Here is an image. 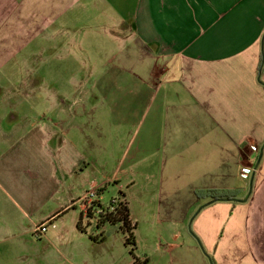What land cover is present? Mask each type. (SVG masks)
<instances>
[{"label":"crops","instance_id":"0c3cea01","mask_svg":"<svg viewBox=\"0 0 264 264\" xmlns=\"http://www.w3.org/2000/svg\"><path fill=\"white\" fill-rule=\"evenodd\" d=\"M77 44L96 114L73 100L48 123L0 119V180L29 184L0 214V264H131L121 231L79 227L93 183L103 205L124 194L144 264H264V0H0V91L38 65L64 75L53 62Z\"/></svg>","mask_w":264,"mask_h":264},{"label":"rangeland","instance_id":"374dc122","mask_svg":"<svg viewBox=\"0 0 264 264\" xmlns=\"http://www.w3.org/2000/svg\"><path fill=\"white\" fill-rule=\"evenodd\" d=\"M95 15H97L95 13ZM83 26V24H81ZM90 26V27H89ZM85 22V27H81V33L85 32L86 36H89L91 39L96 38L102 35L103 30L98 29L94 26V21L89 20ZM96 34V35H93ZM107 35V32H106ZM96 41V40H92ZM98 47L97 43H90L85 45V50L89 47ZM109 49H106L105 52H109ZM110 53V52H109ZM91 57L90 54H87ZM52 56V55H51ZM83 56L84 52H82V45H75L74 48L70 50V53L67 56H64L58 60H54V63H58L59 67H62L61 71H64V75H55L51 71L49 75H38L39 65L35 70H31V75L26 76H11V80L6 86V91H0V119H4L2 123L4 129L13 125V123L7 122L8 117H17L20 122L27 119H36L39 116L45 117L47 123L50 122V117L52 116V107L50 105H58V102H62L64 104L71 103L73 100L79 101L75 106L74 110H93L90 114H96L97 112V101H98V89H97V79L98 77L94 75H79L83 66ZM50 58V57H49ZM29 62V61H26ZM45 63H49L48 66L51 65L50 59L44 61ZM92 62V61H91ZM29 66H33L32 61L29 62ZM95 60V64H96ZM26 65V64H25ZM61 65V66H60ZM93 72H96L93 71ZM68 73V74H67ZM72 75H69V74ZM23 82L26 83V86L20 87L23 85ZM34 85L35 89H38L39 92L31 93L32 86ZM75 88V92L73 91ZM74 93H73V92ZM47 98V99H46ZM41 99H44L42 101ZM62 100V101H61ZM33 102V103H32ZM57 102V103H56ZM45 103L43 106H48V108L42 107L41 104ZM76 103V102H75ZM33 104V105H32ZM38 104V105H37ZM21 105L20 107H17ZM35 105V107H34ZM31 106V108H30ZM41 106V107H40ZM7 119V120H6ZM9 123V124H8ZM23 128L26 130V125H23ZM0 214L1 213H16L18 210L16 209V205L11 198H15L19 190L29 189V184L25 183L23 186L12 185L10 183L3 182L0 180ZM4 187V188H3ZM108 194H104L103 201L106 202ZM20 197V195H19ZM80 206V205H79ZM45 206L43 209H45ZM81 209V206H80ZM75 212H79L78 209ZM0 219V224H1ZM191 219L187 223V228L184 229L188 231L189 234H194ZM179 233L183 229H178ZM2 233V232H1ZM184 235H178L174 237L173 235L164 236L163 238H158V242H170L171 240H175L174 242H181V239L184 238ZM198 239V238H197ZM199 240V239H198ZM10 243L8 240L4 239V235H0V248L3 246H8ZM130 248V247H129ZM130 252V249H129ZM136 252V251H135Z\"/></svg>","mask_w":264,"mask_h":264},{"label":"trees","instance_id":"16d2710c","mask_svg":"<svg viewBox=\"0 0 264 264\" xmlns=\"http://www.w3.org/2000/svg\"><path fill=\"white\" fill-rule=\"evenodd\" d=\"M208 194L211 195L212 200H220L231 198L232 192L225 191L217 194L216 192L210 191ZM94 204L95 208L88 215L84 217L81 214L79 227L83 228L81 224L83 223V219H85V227H90L97 231V234L91 237L96 242L104 240L110 230L121 231L125 237V244L130 247V253L134 256L131 264H144L145 260L140 261L134 254L136 250V223L130 219L129 206L124 194L120 192L119 196L111 199L106 205L98 201Z\"/></svg>","mask_w":264,"mask_h":264},{"label":"built area","instance_id":"2783aa9c","mask_svg":"<svg viewBox=\"0 0 264 264\" xmlns=\"http://www.w3.org/2000/svg\"><path fill=\"white\" fill-rule=\"evenodd\" d=\"M253 171H254V169H252V168L243 167L241 169V173H243L245 175H249ZM100 189H101V186L99 184L93 183L86 190V192L78 199V203L81 206V210L84 213V215H88L89 212L93 208H95V204L94 203L97 202ZM49 223H50L49 221H45V222H43L41 224L36 225L34 227V229H33L34 233L37 236L43 235L46 232L47 225Z\"/></svg>","mask_w":264,"mask_h":264},{"label":"water","instance_id":"95a60500","mask_svg":"<svg viewBox=\"0 0 264 264\" xmlns=\"http://www.w3.org/2000/svg\"><path fill=\"white\" fill-rule=\"evenodd\" d=\"M257 165H258V164H256V165H255L254 171L256 170V168H257Z\"/></svg>","mask_w":264,"mask_h":264}]
</instances>
